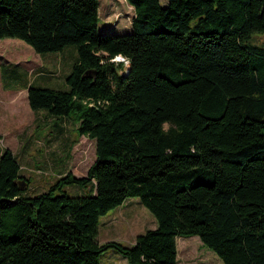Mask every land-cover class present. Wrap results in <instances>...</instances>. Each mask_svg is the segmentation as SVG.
I'll return each mask as SVG.
<instances>
[{"label": "trees", "instance_id": "trees-1", "mask_svg": "<svg viewBox=\"0 0 264 264\" xmlns=\"http://www.w3.org/2000/svg\"><path fill=\"white\" fill-rule=\"evenodd\" d=\"M126 1L132 32L114 34L99 29V0H0V39L76 48L69 89L31 83L27 98L96 154L87 175L29 195L1 152L0 264H100L108 250L177 264V238L194 235L224 264H264V0ZM89 182L90 195L65 191ZM130 197L158 226L131 246L99 243L100 217Z\"/></svg>", "mask_w": 264, "mask_h": 264}, {"label": "rangeland", "instance_id": "rangeland-1", "mask_svg": "<svg viewBox=\"0 0 264 264\" xmlns=\"http://www.w3.org/2000/svg\"><path fill=\"white\" fill-rule=\"evenodd\" d=\"M99 29L108 33L132 32L133 7L126 0H99ZM163 6L168 0H160ZM107 24V25H106ZM264 41V33H256ZM78 54L72 45L62 51L39 54L30 45L16 38L0 39V154L10 149L20 163V173L31 183L27 194L44 190L62 174L72 172L87 175L96 158L95 141L77 136L76 125L70 120L57 119L44 109L29 106L26 86L68 90L66 77ZM118 57L116 60L127 68ZM44 64L45 67H41ZM26 186V185H25ZM93 183L83 186L70 184L65 191L70 196L92 194ZM158 226L156 217L138 197H130L120 206L100 217L97 241L115 240L131 246L138 235ZM177 264H224L219 256L205 246L199 236L177 238ZM100 264H128L115 250L100 257Z\"/></svg>", "mask_w": 264, "mask_h": 264}, {"label": "crops", "instance_id": "crops-1", "mask_svg": "<svg viewBox=\"0 0 264 264\" xmlns=\"http://www.w3.org/2000/svg\"><path fill=\"white\" fill-rule=\"evenodd\" d=\"M99 17H100V2H99ZM107 25V24H106ZM113 27V25H110V26H108V28L106 27V29L104 30V31H106L107 29H109V28H112ZM117 26L116 25H114V27L113 28H116ZM41 67L43 68V67H45L44 66V64H41ZM26 89H27V87H26ZM27 91H28V89H27ZM126 202V201H125ZM135 241H136V239L134 240V243H135Z\"/></svg>", "mask_w": 264, "mask_h": 264}, {"label": "clouds", "instance_id": "clouds-1", "mask_svg": "<svg viewBox=\"0 0 264 264\" xmlns=\"http://www.w3.org/2000/svg\"><path fill=\"white\" fill-rule=\"evenodd\" d=\"M130 63H131L130 60H126V62H125V66L127 67Z\"/></svg>", "mask_w": 264, "mask_h": 264}, {"label": "bare ground", "instance_id": "bare-ground-1", "mask_svg": "<svg viewBox=\"0 0 264 264\" xmlns=\"http://www.w3.org/2000/svg\"><path fill=\"white\" fill-rule=\"evenodd\" d=\"M121 57V56H120ZM122 58V57H121Z\"/></svg>", "mask_w": 264, "mask_h": 264}]
</instances>
